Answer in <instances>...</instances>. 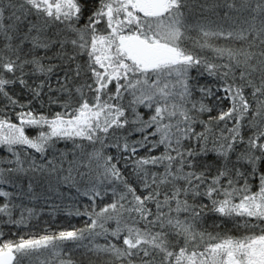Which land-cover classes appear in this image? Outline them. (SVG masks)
I'll return each instance as SVG.
<instances>
[{
	"label": "trees",
	"instance_id": "obj_1",
	"mask_svg": "<svg viewBox=\"0 0 264 264\" xmlns=\"http://www.w3.org/2000/svg\"><path fill=\"white\" fill-rule=\"evenodd\" d=\"M44 1L0 0L3 128L19 127L24 115L47 124L61 115L58 122L71 127L85 116L94 119L101 109L123 112L126 101L114 92L99 96L108 77L88 58L87 44L97 33L89 28L104 0H76L70 17L47 10ZM177 3L179 50L196 64L183 87L186 117L170 116L166 123L164 115L161 124L154 112L142 122L139 113L146 112L127 108L118 119L110 114L94 119L93 135L106 131L104 143L87 145L63 135L48 140L41 152L0 149V251L6 244L46 241L50 248L29 264H179L183 250L193 246L180 234L181 219L188 218L181 208H190L192 218L198 215L205 240L234 232L216 215L220 192L209 191L216 181L227 188L229 176L236 180V174L253 170L234 168L252 139L250 130L226 164L216 158V149L228 135L220 116L236 109L235 100L246 102L251 119L258 109L264 117V0ZM231 91L239 94L234 100ZM260 159L256 172L264 176ZM223 174L227 178L218 181ZM191 215L189 221L195 220ZM126 234L151 236L153 242L163 235L161 249L128 262L117 240Z\"/></svg>",
	"mask_w": 264,
	"mask_h": 264
},
{
	"label": "rangeland",
	"instance_id": "obj_2",
	"mask_svg": "<svg viewBox=\"0 0 264 264\" xmlns=\"http://www.w3.org/2000/svg\"><path fill=\"white\" fill-rule=\"evenodd\" d=\"M172 1L168 7V14L156 19L149 17V0H104L94 18L93 25L89 28L96 30L97 33L89 39L87 44L91 56L88 58L93 61V67L105 71L102 77H108L105 87L99 89L100 91L98 90L99 96L114 92L118 98L123 99L124 103L126 101L127 106L123 112L122 109L118 111L115 108L105 112L101 109L94 115V119L99 120L103 114H110L113 115L114 119H118L122 114L128 113L127 108L130 110L131 108L141 109L142 113L146 112L142 115L139 113V121L142 122L151 119L154 112L155 117H159L162 121L161 124L164 123L162 119L164 115V119L176 115L186 117V110L183 105V93L186 91L183 87L192 70L196 69V64L188 63L185 55L179 50L180 16L178 10H175L178 4L177 0ZM75 2L76 0L44 1L47 10H57V16L66 17H70L71 12L76 10ZM97 34L98 38H95ZM135 36L143 39L151 47L170 50L178 57L179 61L153 60L150 65L143 62L137 63V58L131 54L130 49L132 38ZM93 76L97 80L100 77V75ZM231 93L233 100L234 97L239 96L235 91H231ZM235 101L238 104L236 109H231V111L220 116L219 123L223 124V130L227 128L228 135L223 141L224 144L216 149V158L226 164L236 146L243 142V133H249L250 130V136L253 140L249 139L250 142L238 156L237 161L239 159L240 161L234 168L239 167V173L245 171L244 165L253 170H249V172L247 170L241 175L236 174V180L230 179L229 176L227 188L215 186L217 185L216 181L210 188L213 191H209L215 195V190L220 192L216 215L222 222L225 221L228 224L229 230L234 232L225 234L226 236L209 235L208 239L205 240L202 238L203 231H205L204 224L200 219L197 220L198 215L195 214V217L192 218L190 208H181V214L188 218L181 219V222H184L182 226H179L182 229L180 234L187 241V244L192 243L193 246L183 250L181 257L179 256L180 260L178 259L179 264L185 259L187 264H261L257 261V257L262 256V254L254 245L264 233V176L263 174L258 176L256 172V169L261 165L262 159L260 158H264V117L262 113L261 117H258L260 114L258 109L251 119L249 117L250 112L245 109L247 107L246 102ZM218 107L219 105H214V108ZM82 114L86 115L85 111H82ZM60 118H62L61 115L58 119ZM58 119L55 122H52L51 119L47 124L42 122V118L36 119L24 115L20 119L19 127H11L9 130H5L2 121H0V149L13 153L16 147H22L41 152V148L48 140L59 139L63 135H71L69 137H74L77 141L87 145H94L99 140L104 143L107 140V136L104 137L106 131L104 132L100 128L98 129H100L102 137L93 135L92 128L97 125L93 123L94 119L90 120L85 116L82 123L71 127L68 122L63 124L58 122ZM166 123H169V119L166 120ZM79 125L83 126L79 128ZM82 128L86 129L82 130ZM260 138L263 139L261 143H259ZM104 149L102 150L105 151ZM260 152L263 156L259 155ZM256 157H259L258 160L255 159ZM111 161L114 163V160ZM118 162H120L119 158ZM117 173L118 176L120 173ZM251 173L253 174L251 175ZM226 178L227 176L223 174L217 180L222 181ZM238 180H240V184ZM188 196L190 197L189 193H185V202L183 203L186 205L189 204ZM190 215L195 220L189 221ZM103 226L104 224L101 222L100 228ZM160 236L163 235H158L154 242L151 240V236L144 234L134 236L126 234L117 240L120 241L119 247L122 249L120 251L124 258L130 262L132 256H149V250L160 251L163 239ZM60 240L55 242H60ZM49 244L46 241H30L17 245L6 244L0 253L12 252L16 256L15 264H29V259L32 257L36 258L37 256L40 260L44 251L50 248ZM198 244L203 247H198ZM100 249L92 247L94 251ZM55 254H57L56 251ZM253 255L257 257H253ZM250 256L255 258V261L249 262Z\"/></svg>",
	"mask_w": 264,
	"mask_h": 264
},
{
	"label": "water",
	"instance_id": "obj_3",
	"mask_svg": "<svg viewBox=\"0 0 264 264\" xmlns=\"http://www.w3.org/2000/svg\"><path fill=\"white\" fill-rule=\"evenodd\" d=\"M150 18L165 17L171 0H149ZM131 54L136 56L137 63L143 62L147 65L153 60L179 61L178 57L170 50H160L157 47L149 46L143 39L135 36L130 44ZM16 256L12 252L0 253V264H15Z\"/></svg>",
	"mask_w": 264,
	"mask_h": 264
},
{
	"label": "flooded vegetation",
	"instance_id": "obj_4",
	"mask_svg": "<svg viewBox=\"0 0 264 264\" xmlns=\"http://www.w3.org/2000/svg\"><path fill=\"white\" fill-rule=\"evenodd\" d=\"M255 246L258 249V252H260L262 254V256H260V257L258 256L257 257V256L253 255V257H257V261L261 262V264H264V233L262 235V238L259 241H257V243H256V245H254V247ZM249 260H250L249 262H253V261H255V258H251V256H250Z\"/></svg>",
	"mask_w": 264,
	"mask_h": 264
}]
</instances>
